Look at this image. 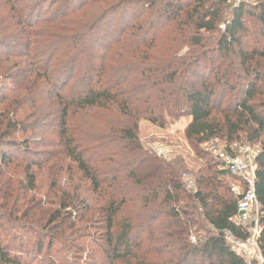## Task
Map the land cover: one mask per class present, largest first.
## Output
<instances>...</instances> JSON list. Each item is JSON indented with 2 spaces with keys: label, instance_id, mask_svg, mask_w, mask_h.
<instances>
[{
  "label": "trees",
  "instance_id": "trees-1",
  "mask_svg": "<svg viewBox=\"0 0 264 264\" xmlns=\"http://www.w3.org/2000/svg\"><path fill=\"white\" fill-rule=\"evenodd\" d=\"M228 1L0 0L6 22L24 26L16 32L2 20L0 46L26 50L13 55L21 60L11 64L0 56V81L13 72L12 87L0 85V218L34 219V199L28 196L36 187L33 168L55 155L24 153L28 157L19 159L20 153L7 149L17 145L15 137L39 134L107 198L94 214L88 208L80 217L88 221L93 214L101 222L106 257L101 264H246L222 236L227 229L246 236L233 221L238 198L231 186L208 167L190 190L182 180L183 161H168L140 141L143 120L166 128L190 117L185 134L196 149L218 136L232 142L240 131L253 132L260 141L256 192L264 257V103L254 101L263 91L264 50H245L250 12L243 1L226 19ZM254 1L251 14L264 35V0ZM183 45L188 49L180 55ZM235 52L238 61L231 57ZM226 88L238 98L223 107ZM90 111L104 113L99 116L104 129L70 124L73 114ZM110 112L115 115L105 114ZM30 148V140L23 139L19 150ZM12 164L21 171L12 173ZM133 193L141 195L144 213L118 220ZM63 208L76 210L72 203ZM157 227L167 233L155 249ZM143 241L149 247L142 252ZM32 244L39 252L44 238L37 236ZM19 248L0 235V264H32L24 257L32 254Z\"/></svg>",
  "mask_w": 264,
  "mask_h": 264
},
{
  "label": "rangeland",
  "instance_id": "rangeland-1",
  "mask_svg": "<svg viewBox=\"0 0 264 264\" xmlns=\"http://www.w3.org/2000/svg\"><path fill=\"white\" fill-rule=\"evenodd\" d=\"M243 1L247 5L248 12H250L246 15L248 32H245L242 37L245 50L249 53L253 49L264 50V35L260 32V29H262L261 25L256 18V14H251L255 11L256 2L254 0H229L225 18L230 19L233 9ZM36 9L39 10L40 8L37 7ZM2 20H4V27L10 26L16 32H20L24 27L23 25H19L15 28L12 26V21L6 22L4 17L0 15V24ZM206 35L209 34L206 33ZM220 35L221 31H219V37ZM187 49V46L183 45L180 55L184 54ZM24 53H26L24 47L13 50L0 46V56L6 64L20 61L21 59L13 55H23ZM231 57L238 61L236 52L231 53ZM12 75L13 72H9L7 78L0 81V85L8 83L6 87H12L9 84ZM226 89L228 96L223 103V107L231 101L235 103V100L238 98L235 90ZM254 101L264 103V85L262 93ZM101 114L104 113H100V111L75 113L69 121L74 126L82 125L97 131L104 129L106 125L105 120L99 117ZM105 114L113 116L115 112ZM190 121L191 118L186 117L170 123L166 128H160L147 120H143L139 123L138 135L144 147L164 159L168 161H183L184 168L182 169V175L188 172L196 180L200 176V170L205 169L206 172V169L209 167L210 173H217L219 181L228 188L232 184H238L239 179L237 177L218 173L222 167L218 165V161L207 151L206 142H202L199 148L196 149L187 140L185 131ZM234 138L235 140L232 142L226 140V137L221 138V136L212 140L219 145L229 146L232 143L238 142L251 145L258 150L262 149L260 141L254 140L255 134L253 132L247 134L245 131H240ZM13 139L17 145L10 146L7 150L10 153H20L19 159H26L28 157L24 153H40L42 156L45 153H52L55 157L51 156L52 158L48 159L42 166L33 168L37 174L36 187L32 191H28V196H32L34 199L33 203H29L34 215L33 221L23 219L7 223L5 219L0 218V223L3 224V227L0 229V235L12 240L18 247L20 246L16 251L31 253L32 255H25L24 257H28L32 264H101L104 262L106 257H104V251L100 249V245L104 244V237L102 236L104 233L101 231V222L92 218H94L93 214L98 211V208L106 204V196L93 191L91 182L84 177L82 172L77 168V165L66 158L63 153H58L59 147L45 146L47 142L43 136L26 133ZM23 139L30 140L31 151L25 152L19 150ZM42 156H39V159ZM94 158L96 159V156ZM15 166L14 164L10 166L12 173L15 170L21 171V169H17ZM130 197L132 198L129 201L127 200V203L121 207L118 220L125 217L136 219L137 216L144 213L145 208L141 195H134L133 193V196L132 194L128 196V198ZM71 203L76 207V210L72 208L65 210L63 208L64 204ZM88 208L90 212H93L90 218L92 220L89 219L87 221L85 216L83 219H80L81 215H84ZM1 213H3L2 209H0V215ZM77 213H79L78 216ZM24 222L25 224H23ZM20 224L24 225V228L19 226ZM260 225L262 227L261 221ZM166 233L165 227H157L153 239V243L155 241L156 244L155 249L159 248L157 239L163 237ZM194 235L197 237V234ZM37 236L44 238V247L39 252L32 244ZM81 237L85 240L84 243L81 242ZM140 237H143V240L146 239L144 235ZM148 247L147 241H143L140 245V251L148 250ZM94 255H96L97 260L94 258ZM157 259L163 261L165 258L157 256ZM117 264L126 263L119 261Z\"/></svg>",
  "mask_w": 264,
  "mask_h": 264
},
{
  "label": "built area",
  "instance_id": "built-area-1",
  "mask_svg": "<svg viewBox=\"0 0 264 264\" xmlns=\"http://www.w3.org/2000/svg\"><path fill=\"white\" fill-rule=\"evenodd\" d=\"M206 149L220 163L223 170L239 179L231 185L232 193L238 198L237 211L233 217L245 237L236 235L232 230L222 233L226 245L246 264H264L259 237L261 233V207L256 192L257 157L261 150L251 145L232 143L229 146L219 145L213 140L207 141ZM182 180L186 187L193 190L195 179L188 172L183 173ZM193 242L195 237L191 238Z\"/></svg>",
  "mask_w": 264,
  "mask_h": 264
}]
</instances>
